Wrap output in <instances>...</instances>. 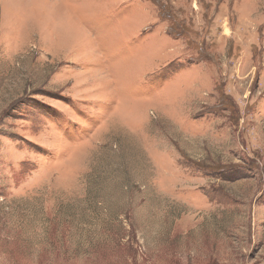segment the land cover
Instances as JSON below:
<instances>
[{"label":"rangeland","instance_id":"obj_1","mask_svg":"<svg viewBox=\"0 0 264 264\" xmlns=\"http://www.w3.org/2000/svg\"><path fill=\"white\" fill-rule=\"evenodd\" d=\"M0 264H264V0H0Z\"/></svg>","mask_w":264,"mask_h":264},{"label":"crops","instance_id":"obj_2","mask_svg":"<svg viewBox=\"0 0 264 264\" xmlns=\"http://www.w3.org/2000/svg\"><path fill=\"white\" fill-rule=\"evenodd\" d=\"M161 30H163L164 32V34L168 37V38H172V39H175V38H173V37H169L168 36V34L166 33V30L165 29H161ZM180 47L179 46H177V49H175V50H172V48H171V50H170V52H169V54H167V53H160V57H159V63L161 64V65H163V67L167 64V63H169V62H172V61H174V59H173V55H176V56H180V49H179ZM173 52V53H172ZM171 53H172V55H171ZM199 83V80H198V82L196 83V84H198ZM201 98H204V96L203 97H201ZM197 97L196 96H194V97H192V99H183V102L185 103L184 104V112L186 113V112H188V110L190 109V111H192V109H195V110H197ZM204 117V116H203ZM203 119V118H202ZM199 120H197V118H192L191 116H190V118L188 119V121L186 122L187 124H189V128L190 129H192V131H194V130H196L197 129V127H198V125H197V122H198ZM202 123V122H201ZM200 123V124H201ZM179 124V123H178ZM202 125H203V127L205 126L203 123H202ZM180 126H182V124H180ZM200 126V125H199ZM212 126V125H211ZM211 126H208V128H205L204 130L206 131V133H205V135L207 134L208 135V130L210 129V132H211ZM196 135H201V133L200 134H196ZM190 136H192V134H190ZM193 136H195V135H193ZM209 136V135H208Z\"/></svg>","mask_w":264,"mask_h":264}]
</instances>
